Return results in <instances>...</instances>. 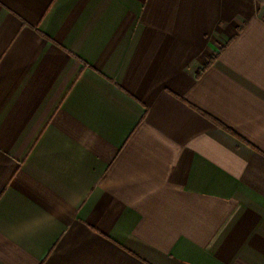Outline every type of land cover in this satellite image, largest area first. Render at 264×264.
Listing matches in <instances>:
<instances>
[{
  "label": "crops",
  "instance_id": "0c3cea01",
  "mask_svg": "<svg viewBox=\"0 0 264 264\" xmlns=\"http://www.w3.org/2000/svg\"><path fill=\"white\" fill-rule=\"evenodd\" d=\"M0 264H264V0H0Z\"/></svg>",
  "mask_w": 264,
  "mask_h": 264
}]
</instances>
